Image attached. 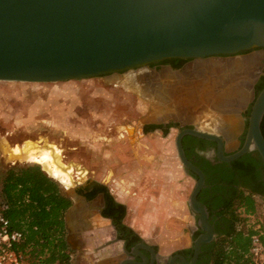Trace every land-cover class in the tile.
I'll use <instances>...</instances> for the list:
<instances>
[{
	"label": "water",
	"instance_id": "95a60500",
	"mask_svg": "<svg viewBox=\"0 0 264 264\" xmlns=\"http://www.w3.org/2000/svg\"><path fill=\"white\" fill-rule=\"evenodd\" d=\"M254 48H264V0H0V81L41 83L113 76L150 103L144 90L128 87L123 80L140 71L179 72L195 62L256 58L248 97L235 111L239 123L230 134L208 124L203 127L202 123L213 121L210 117L196 122L171 116L156 120L150 110L142 120L158 123L170 118L192 125L178 130L174 146L180 165L197 176L188 195V205L199 214L203 229L194 240L196 250L212 237V228L205 206L196 199L203 173L186 159L180 139L189 134L213 140L217 157L225 161L255 149L264 163L260 130L264 84L256 94L253 90L258 76L264 74L263 52L240 53ZM174 57L188 61L178 69L149 67ZM250 101L244 139L235 149L244 127L241 113ZM204 154L211 156L212 151ZM73 210V206L67 209V219Z\"/></svg>",
	"mask_w": 264,
	"mask_h": 264
},
{
	"label": "rangeland",
	"instance_id": "374dc122",
	"mask_svg": "<svg viewBox=\"0 0 264 264\" xmlns=\"http://www.w3.org/2000/svg\"><path fill=\"white\" fill-rule=\"evenodd\" d=\"M206 63L209 64L210 61ZM241 63L243 61L236 62L235 67L241 66ZM194 64L197 65L198 62ZM247 64L248 62L244 61L243 65ZM163 71L159 72L160 81L163 79L170 81L172 74L163 77ZM193 72L198 73V68L194 69L192 64L179 72V76L184 77L186 73L189 76ZM209 74L208 79H210ZM202 78L203 76L200 78L191 76V81L186 87L184 86L179 99L183 100L187 95L194 96L196 87L200 89L203 86H208V93L216 92L215 95L220 98L230 95L247 97V92L242 88L219 90L218 84L212 77L209 82H203ZM156 80L157 77L148 71L139 72L127 80L128 85L133 87L149 85L150 89L145 92L147 91L148 95L156 100L150 103L144 102L138 94L127 89L113 76L41 83L0 81V186L6 168L38 164L42 169L39 163L28 159L29 154L37 155L40 151H46L52 155L55 152L52 156L56 159V168L58 171L62 169L61 173H68V184H73L75 182L73 180L82 179L88 174L97 175L127 206L125 217L127 223L146 235L149 240L158 234L153 239L158 238L170 247L175 246L177 240L182 237V232L170 229L166 225L159 227L155 222L152 223V219L150 220L151 215L157 210L155 202H159V199L163 197L168 199L175 182L169 184L166 192L163 191L164 188H157L156 185L149 187L146 181L152 179L155 181V175L150 173L148 176V172H145L142 177L139 172H135V176L124 173L122 168L128 159L120 158V155L125 152L124 144H126L135 158L140 159L139 155L142 157L138 160L139 163L147 162L148 149L144 147L145 145L150 148L154 156L167 157L170 165L178 163L174 146V130H169L163 138H160L157 132L143 135L142 120L149 115L150 110H152L150 115L153 119L162 115L164 111L167 114L168 110L173 117L195 122L197 120L194 116L203 113L205 105L203 104L202 109L194 113L190 112V109L182 102L171 100L167 89L164 90L166 98L163 100L161 98L163 93L159 92L162 88L155 91L157 94L159 92V95L153 92L155 89L152 84ZM123 83L125 84V80ZM160 103L165 107L162 110L158 108ZM201 117L213 119L212 122L202 123L203 127H208V124L223 129L229 134L239 123L235 114H219L213 110L205 111L199 118ZM31 143L41 145L40 150L29 148L27 152L22 151L18 155L10 153L15 146L23 147ZM150 159L149 157L148 160ZM156 162L161 163L163 160L157 159ZM173 178L176 179L174 176ZM54 180L61 191L68 186L67 183L60 182L58 179ZM186 183L189 194L194 183L189 174L186 175ZM255 203V218L261 223L264 220V200L255 197ZM173 204L181 208L184 206L183 201H174ZM192 216L193 214L189 211L185 217L181 216V221H185L188 230L192 228ZM186 232L183 234L186 235ZM71 253L72 264L83 262L80 252L72 249Z\"/></svg>",
	"mask_w": 264,
	"mask_h": 264
},
{
	"label": "flooded vegetation",
	"instance_id": "af4514ba",
	"mask_svg": "<svg viewBox=\"0 0 264 264\" xmlns=\"http://www.w3.org/2000/svg\"><path fill=\"white\" fill-rule=\"evenodd\" d=\"M258 49L263 52L261 70L264 72V48L248 49L240 53ZM187 61L188 59L185 58H167L149 64V67L155 70H159L162 66L178 69ZM192 64L194 69L197 68V65ZM192 64L186 66V68ZM148 72L158 78L160 76V71ZM169 72L172 74L169 82L170 86L178 85L181 80H183V85L186 86L194 74L204 75V69H200L198 73L193 72L189 76L186 73L184 77L179 76V72ZM263 79L264 74H260L253 87L254 94L258 92L257 85ZM157 80L152 84L155 90L159 82L162 83V81ZM146 87L148 90L150 89L149 85ZM155 90H153L154 94H156ZM153 92L150 93L153 94ZM251 102L241 113L244 127L237 136L238 144L235 149L239 148L243 142L246 117ZM167 112L168 116L173 117L170 111L167 110ZM185 127H192V125L180 124L179 121L169 118L158 123H142L141 133L148 135L157 132L160 138H163L169 130L173 129L176 135L178 130ZM180 143L186 159L203 173V184L196 194V199L205 206L206 220L212 228V237L201 242L198 249H195L194 240L203 232V229L198 224L199 214L192 211L188 205L189 194L186 187V175L189 174L195 182L196 174L181 166L179 162L170 165L167 157L154 156L149 150L150 148L145 145L144 147L148 149L146 152L147 162L139 163L138 160H141L142 157L139 155L140 159L135 158L130 151L131 149L124 144V155H120V158L128 159V162L122 168L124 173L135 176V172H139L142 177L145 172H148V176L150 173L154 174L155 181H152V179L146 181V183L150 185L149 187L156 185L157 188H164L163 191L165 192L169 184L175 182L168 199L163 197L159 199V202H155L157 210L151 215L150 220L152 219V223L155 222L159 227L166 225L170 229H177L182 232V237L177 240L175 246L171 247L161 239H153L158 234H155L151 240L147 239L146 235L126 222L127 206L114 195L111 188L100 180L97 175L88 174L82 179L73 180L75 181L73 184H68L70 190L61 191L68 200V205L62 212L65 239L70 248L81 253L80 256L83 258V262L80 264H211L214 243L228 228V221L222 212L228 199L241 190L252 191L255 197L264 198V163L255 149L249 150L237 158L225 161L217 157L216 142L213 140L185 134L181 137ZM235 149L231 151L224 150L223 153L230 154ZM209 150L212 151V155L205 156L204 153ZM149 157L150 160H148ZM155 159H162L163 162L157 163ZM176 173L178 174L175 175ZM174 201H183L184 206L181 208L173 204ZM72 206L74 210L67 219L66 211ZM187 211L193 214L190 230H188L185 221H181V216L185 217ZM185 231H187L186 235L183 234ZM71 256H73L72 253Z\"/></svg>",
	"mask_w": 264,
	"mask_h": 264
},
{
	"label": "trees",
	"instance_id": "16d2710c",
	"mask_svg": "<svg viewBox=\"0 0 264 264\" xmlns=\"http://www.w3.org/2000/svg\"><path fill=\"white\" fill-rule=\"evenodd\" d=\"M263 84L264 79L257 85L258 91ZM260 130L264 137V114ZM253 193L241 190L225 203L222 212L228 228L214 243L211 264H253L249 254L250 236L262 232L259 236L264 245V220L259 223L255 218ZM0 197L8 203L6 215L12 227L25 234L18 248L31 264H72L62 222L68 200L58 183L38 164L6 168L1 178Z\"/></svg>",
	"mask_w": 264,
	"mask_h": 264
},
{
	"label": "bare ground",
	"instance_id": "6f19581e",
	"mask_svg": "<svg viewBox=\"0 0 264 264\" xmlns=\"http://www.w3.org/2000/svg\"><path fill=\"white\" fill-rule=\"evenodd\" d=\"M255 58V57H254ZM241 60H248L249 63L252 65L254 61H252V57H242ZM247 61V62H248ZM216 62H222V61H210L209 64H212V63H216ZM239 61H237L238 63ZM196 63V62H195ZM201 63H204V64H207L206 61H203ZM236 62L233 64L235 66ZM244 64V63H241V65ZM253 70H255V68H253ZM142 72V71H140ZM138 74V73H137ZM253 74H254V71H253ZM194 77H198L200 78L199 75H196L194 74L193 75ZM203 76V75H202ZM204 78L203 79V82H209L210 80L208 79V76H203ZM129 79V78H128ZM128 79H125V84L128 85L127 83V80ZM191 81V80H190ZM189 81V82H190ZM251 81V79L245 81V85L247 86L245 89L246 92H247V97H248V94H249V82ZM169 82L170 81H162V83L159 82V85L158 87L156 88L155 91L159 90V89H167L169 93V96L171 97V100H178L179 103L182 102V104H184V100L185 99H197L195 101V104H190V107L192 105H194L192 108H190V112H196L198 111L199 109H202L203 107V102L201 103L202 101V95L206 93H208L209 89H208V86H203L202 88L198 89V87H196V90H195V93H194V96L190 97V96H186V98H184L183 100L179 99V97L182 95L181 92L184 91V85H183V81L181 80V83L179 81L178 85H169ZM144 85V86H143ZM129 87H132V88H135L136 90H141V92L144 90H147V87L148 85H145V84H142V87H133V86H130L128 85ZM213 89V88H212ZM218 89H222L221 87L218 86ZM147 91L145 92L147 94V96L151 99V102L154 100V98H152L151 96L148 95ZM156 94L155 95H159V92L157 94V92H155ZM151 94V93H150ZM216 92H210L209 93V96L211 95L212 96V99H210V102L207 103V107L208 108L207 110H213L219 114H235V111L240 108L246 101L247 97L245 98H242V97H239L237 95H230V96H226L225 98H220V97H217L216 95ZM205 96V95H204ZM156 101V100H154ZM165 104H168L167 102H163ZM159 109H163L165 108L164 107V104L160 103V105L158 106ZM208 116V115H207ZM168 115L165 114V111L162 115L156 117V119H165L167 118ZM176 118V117H175ZM202 118V117H201ZM199 118V119H201ZM204 118V117H203ZM197 119V121L199 120ZM196 122V121H195ZM211 126V125H210ZM41 147V145H36L34 143H31V144H28V145H25L23 147H20V146H15L12 148V151L10 152L12 155H18L19 153H25L29 150V148H32L33 150H37ZM49 148V147H48ZM42 149V148H41ZM40 150V149H39ZM46 150V149H44ZM25 151V152H24ZM51 151V150H50ZM53 152V151H52ZM55 153V152H54ZM53 153V154H54ZM29 154V153H28ZM52 154V155H53ZM51 154H49L48 152L46 151H40L37 155H30L28 156V159L30 161H35L37 163H39L41 166H42V169H44L50 176L58 179L60 182H63V183H67L68 184V173L67 172H64V173H61L62 169L60 171L57 170L56 168V159L54 156H52ZM21 156V155H20ZM24 156V155H23ZM26 158V157H25ZM63 166V165H62ZM69 166V165H68ZM64 167V166H63ZM63 167H60V168H63ZM67 167V166H66ZM65 169V168H64ZM68 169V168H67ZM66 169V170H67ZM70 180V179H69ZM69 187V186H68Z\"/></svg>",
	"mask_w": 264,
	"mask_h": 264
},
{
	"label": "built area",
	"instance_id": "2783aa9c",
	"mask_svg": "<svg viewBox=\"0 0 264 264\" xmlns=\"http://www.w3.org/2000/svg\"><path fill=\"white\" fill-rule=\"evenodd\" d=\"M7 209L8 203L0 197V264H31L26 254L18 248L23 243L25 234L21 229L12 227L6 215ZM260 234L262 232L250 236L249 254L253 264L264 262V245L260 240Z\"/></svg>",
	"mask_w": 264,
	"mask_h": 264
},
{
	"label": "crops",
	"instance_id": "0c3cea01",
	"mask_svg": "<svg viewBox=\"0 0 264 264\" xmlns=\"http://www.w3.org/2000/svg\"><path fill=\"white\" fill-rule=\"evenodd\" d=\"M252 59H253L252 61L256 60V58H254V57H252ZM237 61H240V62L243 61V63H244V61L247 62L248 60H241V58H233L230 60H226V61H222V62H216V63H212V64H204V63L198 62L197 68H198V71L200 69H204V75L203 76H207L208 73H210L209 74L210 79L212 77V79L218 84L219 87L223 88V90L231 89V88L245 89L247 87L245 85L246 84L245 81L251 79L253 76V71H254L253 70V64L251 65L248 61V64L245 66L242 64L239 67H235L233 64ZM170 75H171V72H169L168 70H164L162 72L163 77L164 76L167 77ZM157 79H158L157 81H160V78L157 77ZM163 80L165 81V79H163ZM164 90L165 89L163 88L162 90L159 91V92L163 93L161 95V98L163 100H165V98H166ZM209 93L205 94V92H204V94L202 95L203 99H202L201 103L203 102L202 104L205 105L204 112L207 111V109H208V108H206L208 106L207 103L210 102V99H212V96L211 95L209 96ZM196 100L195 99H185L184 100V106L188 107V109H190L194 106V105H192L190 107V104H192V103L195 104ZM204 112L201 113L200 115L197 114L196 116H194L195 119L197 120L200 116H202L204 114ZM52 178H54V177H52ZM54 179H56V178H54Z\"/></svg>",
	"mask_w": 264,
	"mask_h": 264
}]
</instances>
